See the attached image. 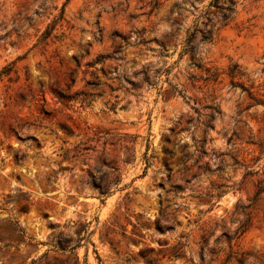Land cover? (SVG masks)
I'll use <instances>...</instances> for the list:
<instances>
[{
    "label": "rangeland",
    "instance_id": "1",
    "mask_svg": "<svg viewBox=\"0 0 264 264\" xmlns=\"http://www.w3.org/2000/svg\"><path fill=\"white\" fill-rule=\"evenodd\" d=\"M211 1L0 0V264H264V0Z\"/></svg>",
    "mask_w": 264,
    "mask_h": 264
},
{
    "label": "trees",
    "instance_id": "2",
    "mask_svg": "<svg viewBox=\"0 0 264 264\" xmlns=\"http://www.w3.org/2000/svg\"><path fill=\"white\" fill-rule=\"evenodd\" d=\"M219 1H223L224 6L221 9V14L219 17V20L221 22H223L224 24L227 23V21L229 20L234 6H235V0H212L209 4V6H218L217 4L219 3ZM159 0H155L154 2V7H157L159 5ZM53 29V27H48L45 31L42 32V34L39 37V40H43L46 39L50 33L51 30ZM200 32V41L202 42H210L211 41V37H212V29H207L205 32H201L198 29L194 28L192 32H190L184 41L183 44V53L189 52L191 54V57L194 59V55L196 54V44L194 43V40L196 38V35ZM113 37H119L121 39V41L116 45L113 54H116L118 52H121L124 49V43L127 44L126 42V38L117 34V33H113ZM104 58L103 56H100V59ZM12 66H5L2 68V70L0 71V77L3 75H8L11 72ZM166 73L169 71V69H165L164 70ZM97 78V77H96ZM89 85L97 87L98 83L95 81L89 82ZM254 99V98H253ZM255 101L260 102V100L258 99H254ZM235 163H238L237 160L234 159ZM98 187L100 188V190L102 191V193L107 194V190L106 188H103L100 186V184H98ZM263 193L264 194V179L261 182V185L258 186L257 189V195ZM250 206V205H249ZM249 206H247L246 208H249ZM248 215V214H247ZM250 220V217L247 216V219L242 223V225L235 231V233L233 234V236H228L226 235V239L228 241V243H230L231 239L237 237L239 233V231L241 230V227L247 226L248 222ZM244 229H242L241 232H243ZM229 261V260H226ZM235 264H245L246 260L243 259H236L234 260Z\"/></svg>",
    "mask_w": 264,
    "mask_h": 264
}]
</instances>
